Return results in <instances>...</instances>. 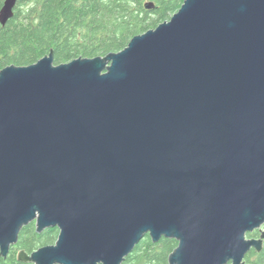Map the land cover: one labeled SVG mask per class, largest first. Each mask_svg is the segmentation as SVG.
Here are the masks:
<instances>
[{
    "label": "water",
    "instance_id": "water-1",
    "mask_svg": "<svg viewBox=\"0 0 264 264\" xmlns=\"http://www.w3.org/2000/svg\"><path fill=\"white\" fill-rule=\"evenodd\" d=\"M126 45L0 71V260L30 224L58 234L23 264H122L145 235L168 264L261 252L264 0H184Z\"/></svg>",
    "mask_w": 264,
    "mask_h": 264
},
{
    "label": "trees",
    "instance_id": "trees-1",
    "mask_svg": "<svg viewBox=\"0 0 264 264\" xmlns=\"http://www.w3.org/2000/svg\"><path fill=\"white\" fill-rule=\"evenodd\" d=\"M4 0H0V11ZM184 0H18L14 15L0 25V71L7 66H29L53 51L54 65L77 58L103 57L123 50L136 35L170 19ZM152 2L148 11L143 5ZM58 232L36 233L34 224L22 228L0 264H23L16 253L27 254L51 245ZM250 238L255 233L248 235ZM177 242L162 238L141 240L122 264H168ZM244 264H264L261 252L250 251ZM25 264V263H24ZM30 264V263H26Z\"/></svg>",
    "mask_w": 264,
    "mask_h": 264
},
{
    "label": "flooded vegetation",
    "instance_id": "flooded-vegetation-1",
    "mask_svg": "<svg viewBox=\"0 0 264 264\" xmlns=\"http://www.w3.org/2000/svg\"><path fill=\"white\" fill-rule=\"evenodd\" d=\"M49 230H52V229H49ZM53 231H57L58 232V230L57 229H54ZM259 237V234L256 232L255 233V236L253 237V238H258ZM56 241V240H55ZM55 241H54V243H55ZM53 243V244H54ZM53 244H51V245H53Z\"/></svg>",
    "mask_w": 264,
    "mask_h": 264
},
{
    "label": "rangeland",
    "instance_id": "rangeland-1",
    "mask_svg": "<svg viewBox=\"0 0 264 264\" xmlns=\"http://www.w3.org/2000/svg\"><path fill=\"white\" fill-rule=\"evenodd\" d=\"M169 20V19H168ZM248 238H250L249 236H248Z\"/></svg>",
    "mask_w": 264,
    "mask_h": 264
}]
</instances>
